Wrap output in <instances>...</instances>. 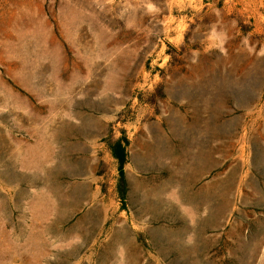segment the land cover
I'll use <instances>...</instances> for the list:
<instances>
[{"label": "rangeland", "instance_id": "rangeland-1", "mask_svg": "<svg viewBox=\"0 0 264 264\" xmlns=\"http://www.w3.org/2000/svg\"><path fill=\"white\" fill-rule=\"evenodd\" d=\"M0 264H264V0H0Z\"/></svg>", "mask_w": 264, "mask_h": 264}, {"label": "trees", "instance_id": "trees-1", "mask_svg": "<svg viewBox=\"0 0 264 264\" xmlns=\"http://www.w3.org/2000/svg\"><path fill=\"white\" fill-rule=\"evenodd\" d=\"M121 168V172L123 171V167H120Z\"/></svg>", "mask_w": 264, "mask_h": 264}]
</instances>
